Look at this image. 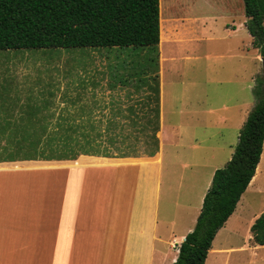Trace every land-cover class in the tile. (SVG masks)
Wrapping results in <instances>:
<instances>
[{"label":"rangeland","instance_id":"rangeland-1","mask_svg":"<svg viewBox=\"0 0 264 264\" xmlns=\"http://www.w3.org/2000/svg\"><path fill=\"white\" fill-rule=\"evenodd\" d=\"M209 2L159 0L164 42L158 46L156 73V53L149 48L0 50V56H13L15 94L13 110L5 111L7 117L0 111L4 133L0 156H6L2 147L8 141L33 135V129L41 133L45 127L47 134H55L67 125L78 131L76 136L84 130L91 135L99 132L102 138L136 142L135 151L125 149L128 156L117 158L146 156L143 141L149 133L142 125L151 117L145 113L152 106L147 102L157 75L164 149L171 154L177 151L178 160L187 165L176 164L175 174L180 171L186 177L195 169L203 178L211 166L223 167L256 103L253 88L264 73L259 55L250 48L241 50L248 32H227L224 26L231 19L220 17L218 5ZM54 58L61 59L60 67L47 70V61ZM111 124L115 125L112 130ZM89 125L94 127L84 128ZM167 186L163 187L162 210L168 207ZM182 195L179 192L173 198L183 201ZM262 212L264 142L250 187L217 233L204 264H264V246L252 242L249 229Z\"/></svg>","mask_w":264,"mask_h":264},{"label":"crops","instance_id":"crops-1","mask_svg":"<svg viewBox=\"0 0 264 264\" xmlns=\"http://www.w3.org/2000/svg\"><path fill=\"white\" fill-rule=\"evenodd\" d=\"M210 1L218 5L220 17L231 19L224 26L227 32L247 31L242 0ZM248 35L241 50L250 48L258 54ZM60 61L48 60L46 69L55 71ZM13 78V56H0L2 112L13 110ZM158 133L159 149L152 157L81 156L14 166L0 162V264L175 262L218 165L211 166L203 178L195 169L186 177L180 171L175 174L176 164L181 168L186 164L178 160L177 151L165 152L161 114ZM166 184L168 207L162 210ZM179 192L183 201L173 198Z\"/></svg>","mask_w":264,"mask_h":264},{"label":"trees","instance_id":"trees-1","mask_svg":"<svg viewBox=\"0 0 264 264\" xmlns=\"http://www.w3.org/2000/svg\"><path fill=\"white\" fill-rule=\"evenodd\" d=\"M252 37V47L264 57V0H242ZM159 0H0V50L61 48H149L156 53L154 73L158 71L160 42ZM156 82L152 106L142 125L148 134L143 141L146 156L159 149L156 133L160 129L159 89ZM256 103L238 134L230 160L214 171L202 201L196 223L181 244L172 264H204L217 232L233 214L237 203L255 175L264 142V79L253 88ZM131 114L134 113L130 109ZM61 127V125H58ZM115 125L111 124L112 130ZM84 127V126H83ZM93 125L84 128H92ZM34 128V127H33ZM33 129V135L7 142L6 156L0 162L61 161L77 157H126L136 150V142L102 138L71 125L47 134L46 128ZM124 144V147L121 146ZM137 157V156H135ZM252 242L264 246V212L250 226Z\"/></svg>","mask_w":264,"mask_h":264},{"label":"water","instance_id":"water-1","mask_svg":"<svg viewBox=\"0 0 264 264\" xmlns=\"http://www.w3.org/2000/svg\"><path fill=\"white\" fill-rule=\"evenodd\" d=\"M260 62L262 64V69H263V73H264V57H260Z\"/></svg>","mask_w":264,"mask_h":264},{"label":"bare ground","instance_id":"bare-ground-1","mask_svg":"<svg viewBox=\"0 0 264 264\" xmlns=\"http://www.w3.org/2000/svg\"><path fill=\"white\" fill-rule=\"evenodd\" d=\"M162 39H163V38L160 36V42H159V43H160V46H161V47L163 46L162 43L164 42V41H162ZM161 52H162V51H161Z\"/></svg>","mask_w":264,"mask_h":264}]
</instances>
